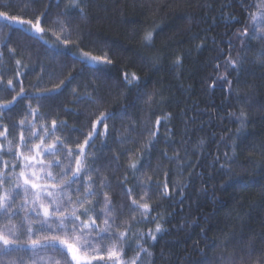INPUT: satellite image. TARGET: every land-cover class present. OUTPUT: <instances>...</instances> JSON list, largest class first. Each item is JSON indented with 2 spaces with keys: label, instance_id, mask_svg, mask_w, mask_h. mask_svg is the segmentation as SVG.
Returning <instances> with one entry per match:
<instances>
[{
  "label": "trees",
  "instance_id": "16d2710c",
  "mask_svg": "<svg viewBox=\"0 0 264 264\" xmlns=\"http://www.w3.org/2000/svg\"><path fill=\"white\" fill-rule=\"evenodd\" d=\"M0 2L11 5V15L31 19L47 8L42 34L26 33L19 25L13 26L18 30L0 33V89H7L9 79L15 87V91H0V104L17 97L12 112L0 123L8 126L15 146L19 133L13 124L30 107L37 118L29 116L25 123L50 130L53 119L58 125L65 121L68 127L57 134L78 151L77 144H83L102 114H116L108 120L106 134L97 125L101 135L85 151L94 153L88 163L100 170L93 175L97 184L93 190L100 192L98 182L107 177L104 191L119 213L118 231L127 228L125 221L132 225L126 244L130 245L129 258L135 254L132 249L141 233L155 232L156 222L164 231L156 234L155 242L140 241L154 253L153 258L141 253L142 264L150 259L155 264L214 261L239 251L223 247L234 238L257 249L264 246V112L258 110L264 106V64L258 62L264 45L250 41L242 46L237 38L238 29L247 23V6L257 0H247V4L245 0H86L87 19L70 10L73 42L67 48L57 40L58 25L52 21L63 19L60 14L70 9V0ZM149 31L151 43L144 40ZM81 50L107 55L112 63L74 62ZM229 59L240 62L239 72ZM125 74L128 79L135 74L137 79L128 83ZM19 82L23 95H18ZM242 111L247 117L243 130L237 119ZM157 119L159 132L149 144L148 133L156 129ZM0 142L7 144L3 138ZM164 153L174 159H165ZM137 161L146 173L141 177L144 184L153 186L144 201H140L144 184L130 168ZM165 173L169 197L159 195L155 188L165 182ZM125 186L133 189L135 199L149 203L152 212L147 222L138 223V214L132 219ZM25 214L8 228L19 229ZM7 223L0 216V230L7 232ZM17 237L25 247L31 243L24 229L17 231ZM36 238L43 242V236ZM30 254H13L0 264H31ZM46 254L55 257L51 251Z\"/></svg>",
  "mask_w": 264,
  "mask_h": 264
},
{
  "label": "snow or ice",
  "instance_id": "6c2138e0",
  "mask_svg": "<svg viewBox=\"0 0 264 264\" xmlns=\"http://www.w3.org/2000/svg\"><path fill=\"white\" fill-rule=\"evenodd\" d=\"M40 2L41 0H28V4ZM245 3L247 4V0ZM27 6L25 5V7ZM10 7V4L0 2V21L3 22L0 23V33L18 30L13 28L14 25L21 26L26 33L32 32L40 35L44 32L42 22L46 18L47 8L34 14L35 18L31 19L11 15L8 10ZM85 7L86 0H70V9H66L60 14L63 19L58 18L52 21L58 25L59 35L56 38L65 48L73 42L70 10H76L79 18L83 20L87 19ZM246 11L248 13L247 23L242 30L238 29L237 38L242 46H246L250 41H258L264 45V0H257V2L248 5ZM249 25H251V29ZM152 38V32L145 33L144 40L147 43H151ZM76 39L77 41L81 39L79 32L76 33ZM2 44L3 41H0V45ZM8 51L15 53L13 48H8ZM2 55L3 53L0 52V56ZM74 62L111 64L112 60L107 55L95 56L81 50ZM258 62L264 64V48H261L258 53ZM176 63H180L179 58ZM16 64L20 65L21 61L16 60ZM229 64L237 72L240 71L239 61L229 59ZM96 70L99 71V69ZM19 75L20 73L17 72V77ZM136 79L135 74L131 79H128L125 74V80L128 83ZM226 83L229 86L232 84L230 80H226ZM19 84L18 95H23V84L22 82ZM8 89L15 91L11 79L7 82V89H0V91ZM50 95L51 93L44 98L47 99ZM16 99L17 97L13 96L12 100L0 104V119L12 112V105ZM151 99L150 96L149 100ZM39 102L40 96H37V103L39 104ZM248 102H251L250 99ZM258 110L264 112V106H259ZM29 116L35 120L37 118L36 110L29 107L24 118L20 119L18 124H13V128H16L19 133L18 143L15 146L9 139L12 133L8 126L0 123V138L7 141L6 145L0 142V216L6 218L8 223L5 227L8 228V224H12L13 220L19 218L21 213H26L22 217L19 229L13 225L8 228L7 232L0 230V262L8 260L13 254L29 251L31 264H142L141 253L153 258L154 253L144 247L140 241L147 238L155 242L156 234L164 231L162 225L156 222L155 232L149 229L147 233H141L136 247L132 249L135 254L129 258L128 248L130 245L126 247V244L128 230L132 225L125 221L127 228L118 231L119 213H117L109 192L104 191L108 187L107 177H102L98 182L100 192L93 190L97 187V184L93 182V175L100 170L88 163V156L94 155V153H87L85 149L93 147L95 140L101 135L97 131V125H102L105 130L104 134H106L107 122L114 119L116 114H102L92 124V129L83 140V144H77L78 151H73L62 135L57 134L61 129L68 127L65 121H61L58 125L57 121L53 119L50 130L44 125L38 129L36 123H25ZM237 119L240 122L241 130H243L247 119L246 114L242 111ZM155 123L156 129L150 130L148 133L151 137L148 141L149 144L155 141L159 132L160 119H157ZM5 157H10V159ZM164 158L170 161L174 159L168 157L167 153H164ZM116 159L118 160L119 157ZM138 163V161L130 163V168L133 170V175L139 173L138 179H141L146 173L142 168H138ZM176 163L179 164V161L176 160ZM221 167L223 168L224 165ZM165 177V182L157 183L155 188L160 190L159 195L169 197L167 173H165ZM148 180L151 181V177H148ZM121 183L123 184V181ZM141 183L144 184L142 179ZM8 184H13L14 187H5ZM152 187L150 184H144L140 201H144V197L148 196ZM123 191L125 196L131 200L129 212L132 219H135V215L138 214L141 218L138 223L147 222L152 212L149 203L135 199L131 188L125 186ZM100 196H102V200L98 199ZM81 197L83 198L81 199ZM17 201H21L18 209L16 208ZM152 219L155 220L154 217ZM98 221L104 227H100ZM33 224H37L38 227L33 229ZM20 229L26 230L28 238L31 240L27 247L18 242L17 231ZM38 235L43 236V242L36 238ZM230 246L233 249L238 248L239 251H234L227 257L221 255L214 261L201 259L197 264H264V246L257 249L253 245L245 244L242 240L235 238L231 244L228 241L224 242L225 249ZM49 251L55 254V257L47 255L46 253ZM148 264H155V259H150Z\"/></svg>",
  "mask_w": 264,
  "mask_h": 264
},
{
  "label": "bare ground",
  "instance_id": "6f19581e",
  "mask_svg": "<svg viewBox=\"0 0 264 264\" xmlns=\"http://www.w3.org/2000/svg\"><path fill=\"white\" fill-rule=\"evenodd\" d=\"M31 33V32H30ZM18 116V115H17ZM18 119V118H17ZM4 122V121H3ZM92 127V126H91ZM102 131V130H101ZM83 139V138H82ZM111 143V142H110ZM104 145V144H103ZM106 147V146H105ZM100 148V147H99ZM105 149V148H104ZM106 151V150H105Z\"/></svg>",
  "mask_w": 264,
  "mask_h": 264
}]
</instances>
